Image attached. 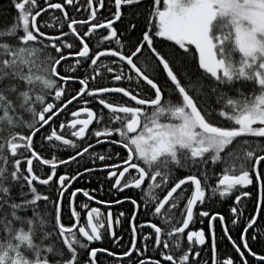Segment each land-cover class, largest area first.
Wrapping results in <instances>:
<instances>
[{"label":"snow or ice","instance_id":"1","mask_svg":"<svg viewBox=\"0 0 264 264\" xmlns=\"http://www.w3.org/2000/svg\"><path fill=\"white\" fill-rule=\"evenodd\" d=\"M9 3L0 264H264L252 247L264 252V0ZM97 170L110 193L137 189L139 202L98 197L99 177V188L73 186ZM226 201L228 217L208 206ZM125 202L130 213L113 211ZM141 211L153 219L137 224ZM217 218L236 255L218 250ZM102 240L120 251L92 246Z\"/></svg>","mask_w":264,"mask_h":264},{"label":"trees","instance_id":"2","mask_svg":"<svg viewBox=\"0 0 264 264\" xmlns=\"http://www.w3.org/2000/svg\"><path fill=\"white\" fill-rule=\"evenodd\" d=\"M69 11L71 12V8L70 7H69ZM14 18H15V10L13 8H11L9 0H0V30L6 29V27L10 26L11 23L15 22ZM49 20H50V18H49ZM50 22L55 23V22H53L51 20H50ZM117 27H119V25H117ZM157 47H161V45H157ZM173 66L176 67L175 65H173ZM161 68H162V66H161ZM177 71H180V69L178 67H177ZM164 77H165V74H163L161 72V74L159 76V79H160L161 82L164 80ZM73 87H78V83L73 84L72 82H70L69 90H71V88H73ZM164 95L167 96V93L165 92ZM76 106H77L76 104H73V106H72L73 109ZM61 119H63V117H61ZM36 140H37V145H39L40 137L37 136ZM106 149H107V146H96L95 147V145H94V150L97 151L98 153L105 152ZM67 154H72V150L69 149L67 152L61 153L62 156H65ZM85 161H88L89 164L91 163V161L89 160L88 157H85ZM82 163H83V161H82ZM97 163H99V161H97ZM45 167H47V166H45ZM75 167L76 166L74 164H72V165H70V167L67 168V171L74 173ZM64 170L65 169L62 166L59 168V171H61V172H63ZM92 175H93V179H92L91 183L88 182V179H87L88 174H85L84 179H79L78 178V180L74 182L73 186L89 188V189H91V188H99V185L96 183V178L99 177L101 180L104 181V184H103V188L96 192V195L98 197H102L104 199H110V198H116L119 195H129V196H133L134 198H137L138 202H139V197L142 195L139 190H137V189L125 190L123 193H118V194L113 195L112 193L109 192V182H108V179L106 178V172L101 174L97 170V171H94V173ZM249 189H251V186H249ZM76 202H77L78 210H81V209H79V203L80 202H88V201H87V198H84L82 196V193H81V194L77 195ZM64 203L65 204L67 203V198H65ZM89 203H90V206H99V207H101L102 211H106L105 206L98 205L96 203V201H92V202H89ZM230 203H231V201H226V202H223V203H213V204L208 205V206L211 207L213 211H219L220 213L225 215V217H228V215H229L228 207H229ZM112 207H113V211L114 212H117L119 210H123L125 212H129L130 213V211L132 210V206H131L130 202L122 203L119 206V208H117V206H115V205H113ZM251 211H254V208H253L252 200H251V198H249V200H248V208L245 211V215H248ZM144 218L153 219L152 217H145L144 212L141 211L140 214H139V217L137 218V221H136L137 224L139 223V221L141 219H144ZM63 222L67 223V217H64V221ZM81 222L82 223H86V218L82 219ZM154 222H155V220H154ZM214 225H215V229H214L215 230V235H216L217 243H218V250L220 252H222V253H226V254L230 253L232 255H236L234 253V250H232L231 245L227 241V239L221 237L222 228L219 225L218 218L214 221ZM195 226H196V228H203V229L207 230V228H208L207 218L204 219L203 224H201L199 220H196L195 221ZM228 226L231 229V233L230 234L233 235L234 237H237L238 236V230L235 229V228H232V226L230 224ZM145 230L147 231L148 229L145 228ZM120 232H121V229H117V234H120ZM123 239L125 241V244H128V242H129V231L123 230ZM207 244H208V258L210 259L211 235H209V237H208ZM92 246H96V247L103 246V247H108L109 249H112V250L120 251V249H118L116 247V245L110 244L107 240H102L100 242H95ZM252 247H253V250L257 251L258 253L264 254V252H262L261 246L259 244H253ZM106 255H107L106 253L101 255L100 259L103 260ZM113 259H115V258H113ZM249 259L251 261H253V264H254L255 258L249 257ZM168 264H170V262H168Z\"/></svg>","mask_w":264,"mask_h":264},{"label":"flooded vegetation","instance_id":"3","mask_svg":"<svg viewBox=\"0 0 264 264\" xmlns=\"http://www.w3.org/2000/svg\"><path fill=\"white\" fill-rule=\"evenodd\" d=\"M74 110V109H73ZM115 138V137H114ZM101 146H107L106 144L105 145H101ZM95 147H96V145H95Z\"/></svg>","mask_w":264,"mask_h":264},{"label":"bare ground","instance_id":"4","mask_svg":"<svg viewBox=\"0 0 264 264\" xmlns=\"http://www.w3.org/2000/svg\"><path fill=\"white\" fill-rule=\"evenodd\" d=\"M166 75V74H165Z\"/></svg>","mask_w":264,"mask_h":264}]
</instances>
